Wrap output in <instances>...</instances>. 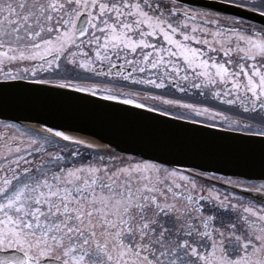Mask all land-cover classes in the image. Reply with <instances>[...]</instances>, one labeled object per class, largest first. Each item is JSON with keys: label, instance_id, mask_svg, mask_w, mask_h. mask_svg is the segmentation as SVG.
<instances>
[{"label": "snow or ice", "instance_id": "6c2138e0", "mask_svg": "<svg viewBox=\"0 0 264 264\" xmlns=\"http://www.w3.org/2000/svg\"><path fill=\"white\" fill-rule=\"evenodd\" d=\"M63 103L132 121L129 146ZM10 109L37 115L0 119V264H264V182L207 162L264 178V0H0Z\"/></svg>", "mask_w": 264, "mask_h": 264}, {"label": "water", "instance_id": "95a60500", "mask_svg": "<svg viewBox=\"0 0 264 264\" xmlns=\"http://www.w3.org/2000/svg\"><path fill=\"white\" fill-rule=\"evenodd\" d=\"M205 2L206 0H177L178 4H189L192 6H198ZM229 11L236 10L229 9ZM244 15L251 17L252 23L259 25L261 22V18L254 16L252 13H245ZM53 111L58 121L67 123L74 129L72 133L74 135L101 145L111 141L120 144L121 147L129 146L127 133L135 125L132 121L118 113L108 112L92 105L71 103L59 104L55 106ZM33 115H37V113L10 109L6 114L0 115V119H4L5 117H20L23 120L24 116ZM21 120H14L13 122L20 123ZM31 122L28 120L23 121V123ZM207 162L213 170L219 169L217 174L242 175V177L251 179L254 182H264V178L260 176L259 169L253 168L246 163V156L243 153L222 154L208 159ZM246 195L257 201L261 199L260 194L257 193Z\"/></svg>", "mask_w": 264, "mask_h": 264}, {"label": "flooded vegetation", "instance_id": "af4514ba", "mask_svg": "<svg viewBox=\"0 0 264 264\" xmlns=\"http://www.w3.org/2000/svg\"><path fill=\"white\" fill-rule=\"evenodd\" d=\"M0 131H3V129H0ZM256 183H261V182H256ZM248 198H250V197H248ZM250 199H252V198H250ZM253 200L256 201V202H259V201L255 200V199H253Z\"/></svg>", "mask_w": 264, "mask_h": 264}, {"label": "rangeland", "instance_id": "374dc122", "mask_svg": "<svg viewBox=\"0 0 264 264\" xmlns=\"http://www.w3.org/2000/svg\"><path fill=\"white\" fill-rule=\"evenodd\" d=\"M215 103V102H214Z\"/></svg>", "mask_w": 264, "mask_h": 264}]
</instances>
